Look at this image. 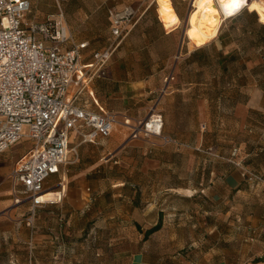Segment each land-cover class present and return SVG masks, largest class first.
I'll list each match as a JSON object with an SVG mask.
<instances>
[{"label": "rangeland", "instance_id": "1", "mask_svg": "<svg viewBox=\"0 0 264 264\" xmlns=\"http://www.w3.org/2000/svg\"><path fill=\"white\" fill-rule=\"evenodd\" d=\"M193 1L170 0L172 9L162 14L156 0H65L59 16L53 0H36L23 21L60 19L71 37L88 41L92 51L112 40L110 12L130 6L137 23L128 31V42L139 44L141 33L157 39L149 50L157 61L168 52L177 53L184 29L183 50L188 42L190 48H200L196 40L207 42L194 28ZM257 1L249 0L244 7L254 11L257 24H264V9L256 8ZM159 5L165 8V2ZM218 11L216 35L202 46L205 62L194 58L195 64L183 69V79L208 92V119L221 125L204 130L205 139L208 145H220L221 158L206 156L202 144L195 149L196 171L190 172L186 144L156 140L162 132L157 138L124 141L129 130L117 117V129L99 139V145L68 154L69 163L60 172L65 173L64 187L56 185L57 179L45 186L46 193L60 194L53 196L54 204L32 210L29 203H13L14 211H0V264H128L135 253L146 255L150 264H208L218 257L232 264H264V43L255 41L257 28L248 13L231 19L233 15ZM154 16L165 29H174L175 37L159 39ZM218 103L226 112H216ZM238 103L247 110L246 123L256 129L239 128L241 116L233 110ZM150 138L166 147L159 153V166L153 154L144 155L142 146L129 143ZM72 142L74 147L77 138ZM27 147L21 140L3 153V161L15 162ZM207 170L228 178L239 172L241 181L223 190L217 178L206 177ZM209 179L216 191H201ZM157 224L159 229L145 236Z\"/></svg>", "mask_w": 264, "mask_h": 264}, {"label": "built area", "instance_id": "2", "mask_svg": "<svg viewBox=\"0 0 264 264\" xmlns=\"http://www.w3.org/2000/svg\"><path fill=\"white\" fill-rule=\"evenodd\" d=\"M32 1L0 0V156L21 140L29 143L13 163L9 180L14 184L13 203L26 202L34 210L49 201L40 200L45 182L76 152L71 135L78 145L95 144L117 125V114L97 105V111L92 110L81 96L137 21L130 6L110 12L112 40L83 64L87 43L73 42L60 19L23 21ZM53 1L62 16L65 0ZM123 123L130 139L161 137L163 120L154 110L141 121L123 118ZM260 234L264 238V228Z\"/></svg>", "mask_w": 264, "mask_h": 264}, {"label": "crops", "instance_id": "3", "mask_svg": "<svg viewBox=\"0 0 264 264\" xmlns=\"http://www.w3.org/2000/svg\"><path fill=\"white\" fill-rule=\"evenodd\" d=\"M160 1L163 3L165 2V8L163 10L160 8ZM156 3L158 10L160 9L159 11L162 14L165 13L164 11L167 13L172 9L170 0H156ZM169 8L170 10H168ZM152 21H154V24L157 27L155 29L157 30L159 39H167L173 36L175 37L174 29H165L160 20H157V18L155 19V16L152 18ZM68 34L71 36L69 32ZM126 35H128V33ZM184 36L185 34L181 35V38L177 39V53L173 54L168 52L162 58H158L156 61L153 54L149 52V50L153 48L157 39H148L145 34L141 33L137 35L138 39H140V43L130 44V42H128V37H130L129 34L122 40L118 48L113 53V56L108 60L102 69L101 73L94 77V79L91 81L86 91L82 94L81 101H87L88 107L92 110L97 111V106H99L103 110L111 111L117 114V117L119 118H129L132 121L143 120L151 110L159 112L163 118V134L162 138H158L156 140L161 142L163 138H168L175 144H186L188 146L186 149L188 159L187 170L191 172L196 171L195 149H200L202 144L207 147V149L203 150L207 151L204 153L206 156L213 158L215 157L218 159L221 158L220 145L215 146L209 144V146L205 139L206 134L204 133V130H209L211 126H213L215 129H220L221 124L217 122L211 125V122L208 119L210 113V99L208 98V92L203 88H195V85L198 84L194 80L183 79V69L195 64L194 57L190 58V56L199 49L196 47L190 48L189 45L191 43L188 42L186 43V47L183 50L182 43ZM72 40L75 43H87L86 49L82 51V62L83 64H88L91 62V54L96 50H89L88 41L77 42L73 38ZM195 42L197 43L194 44L200 47L206 44L208 41L201 42L199 39ZM180 48L182 49L181 51H179ZM169 76H171L172 80L174 81L173 83L177 84V86L174 87L173 83H169L168 85L167 81L165 80ZM178 84H181L182 87H178ZM215 110L217 113H220L221 111L226 112L225 106L223 108L221 103L217 104ZM233 110L234 116H241V121H239L240 129H256V127L248 125V123H246L244 120L247 110L243 105L238 103L235 105ZM116 129L117 126L114 125L111 133ZM128 135L124 136V141L128 139ZM218 136L219 134H217V137ZM75 138L76 137L71 135V145L73 143L72 140ZM156 140L152 141L151 138L147 140L143 139L138 141L137 144L133 143L134 140H129V143L131 145L142 146V153L144 155L153 154L155 166H159L162 162L159 157V153L166 149V147L164 148V146ZM150 144L155 145L154 148H147V146ZM94 145L97 146L99 143L97 142L96 144L78 145L77 140V143L74 144L76 149L78 147L85 146L82 149L83 152L89 147L95 148ZM27 148L23 151V153L27 150ZM176 150L181 151L182 149L180 148ZM216 151H218V155ZM2 155L0 156V211L4 212L8 210L11 212L14 211L12 206L14 205L12 192L14 184H12V182L9 180V173L12 169L14 161L8 159L7 162H4ZM62 167L56 175L51 176L45 182V186L57 179L58 182L56 185L58 187H64L63 175L65 173L60 175ZM206 177L212 179L217 178L219 181L218 185H220L218 187L220 188L221 185H223V190H225L226 186L228 185L230 187H236L241 181L239 172H237L236 175L230 176L228 178L219 172L218 174H214V172L211 170L207 172ZM221 180L222 184L220 182ZM216 187L217 186L215 184H211V179H209L207 184L201 186V191L205 189H212V191H216ZM15 188L18 191L20 189L19 186H16ZM54 195L58 196L60 194L58 192L45 193V195H43V200L49 201L42 203L36 208H39L43 205L54 204L55 201H52ZM18 208L19 207H17V209ZM261 239L264 242V238L261 237ZM128 264H150V262L148 261L146 255L142 253H135L130 257ZM208 264L232 263L224 257H218V259Z\"/></svg>", "mask_w": 264, "mask_h": 264}, {"label": "bare ground", "instance_id": "4", "mask_svg": "<svg viewBox=\"0 0 264 264\" xmlns=\"http://www.w3.org/2000/svg\"><path fill=\"white\" fill-rule=\"evenodd\" d=\"M247 1L249 0H243L244 4L242 5V7L238 9L236 12H234L232 15L239 12L245 6V3ZM216 2L215 0H194L192 3L193 8L196 10L194 13V19H195L194 28L196 29L197 33L200 35L203 41H209L215 37L216 30L219 25L218 8L220 10H223L226 14L224 5L231 2V0H217ZM255 6L256 8H258V10L262 11L264 9V3L262 0L257 1L255 3ZM232 15L226 14V16H232ZM43 195L40 198L41 201H44Z\"/></svg>", "mask_w": 264, "mask_h": 264}, {"label": "trees", "instance_id": "5", "mask_svg": "<svg viewBox=\"0 0 264 264\" xmlns=\"http://www.w3.org/2000/svg\"><path fill=\"white\" fill-rule=\"evenodd\" d=\"M246 13H248L247 14L248 17L253 18L254 24L256 25V28H257L258 36H257V39L255 41L259 45L263 44L264 43V24H257V22H256V14L254 13V11L253 12H246V10H241V11L237 12L236 14H234L232 17H229V18H231V19H239V18H241V16L243 14H246ZM258 18H259V15H258ZM204 45H202V46H204ZM202 46H200V48L198 50H196L193 54H191L190 58L194 57L199 62H201V61L205 62V55H204V51H203ZM204 62H203V64H204ZM219 65L221 66L222 70L225 69L224 56L220 57ZM158 229H159V224H157V225L153 226L152 228H150L149 230H147L145 232V236H147V235H149L151 233H154Z\"/></svg>", "mask_w": 264, "mask_h": 264}, {"label": "clouds", "instance_id": "6", "mask_svg": "<svg viewBox=\"0 0 264 264\" xmlns=\"http://www.w3.org/2000/svg\"><path fill=\"white\" fill-rule=\"evenodd\" d=\"M243 0H231V2L224 5L227 15H232L238 9L242 7Z\"/></svg>", "mask_w": 264, "mask_h": 264}, {"label": "water", "instance_id": "7", "mask_svg": "<svg viewBox=\"0 0 264 264\" xmlns=\"http://www.w3.org/2000/svg\"><path fill=\"white\" fill-rule=\"evenodd\" d=\"M187 17H188V15H187ZM187 17H186V23H187ZM184 31H185V29L183 30L182 35H184Z\"/></svg>", "mask_w": 264, "mask_h": 264}]
</instances>
